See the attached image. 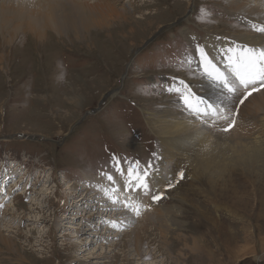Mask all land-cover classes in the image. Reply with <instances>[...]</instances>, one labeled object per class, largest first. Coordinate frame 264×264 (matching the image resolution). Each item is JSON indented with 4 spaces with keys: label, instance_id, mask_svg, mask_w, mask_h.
I'll use <instances>...</instances> for the list:
<instances>
[{
    "label": "rangeland",
    "instance_id": "obj_1",
    "mask_svg": "<svg viewBox=\"0 0 264 264\" xmlns=\"http://www.w3.org/2000/svg\"><path fill=\"white\" fill-rule=\"evenodd\" d=\"M241 2L110 0L84 29L49 25L40 36L0 20V264H264V166L190 178L182 159L160 163L147 124L178 103L167 91L173 77L203 80L196 46L206 35L236 39L248 27ZM260 9L253 18L264 23ZM261 122L264 112L244 121L263 141ZM113 157L126 172L151 164V190L121 185ZM112 187L130 197L121 220L96 216ZM158 193L175 228L163 236L148 224L138 247L133 234L110 237V225L115 234L139 225Z\"/></svg>",
    "mask_w": 264,
    "mask_h": 264
},
{
    "label": "bare ground",
    "instance_id": "obj_2",
    "mask_svg": "<svg viewBox=\"0 0 264 264\" xmlns=\"http://www.w3.org/2000/svg\"><path fill=\"white\" fill-rule=\"evenodd\" d=\"M81 2L83 1L81 0L78 4L74 3L67 8L73 10L74 13H76L75 15L68 13L65 15L64 13L61 14L64 10H67L65 4L68 3L64 0H0V20L2 22L7 20L8 22L6 21L5 23L10 27L15 26V28L29 29L35 36H40L42 30L49 25H52L58 31L70 28V26L71 28L84 29L85 23H94L96 21H92L90 16L94 19L98 17V11L102 13L105 7L109 9L111 6L110 0H96L95 2L91 1V3L90 0H85V3ZM249 2H251V0H243V2L238 3L235 9H247L246 6H248ZM14 3H17L16 7ZM254 3L253 8L248 6L247 10L250 11L248 17L250 16L251 18H248V27L245 25V30L237 34L239 38L229 39L227 36L217 37L214 35H206L204 38L205 51L208 53L209 58L222 70L226 63L224 50L232 46L233 42L237 45H264V34L257 33L252 28V25H264V23L253 18L256 16V12H262L260 5L264 6V2L256 0ZM235 12L236 11H232V13ZM15 23L16 25H13ZM196 57L199 62V55L197 53ZM188 83H196L197 88L194 89L192 87L193 91L210 100L219 94V90L211 87L206 79H190ZM241 91L243 92V90ZM240 99H244L241 94H238V98H233L231 113H225V115H229L228 120H215V123H213L212 118H207V123H203L200 119L184 111L179 102L175 104L170 103L160 110L157 109L150 113L151 115H148L147 118V124L149 125L150 132L158 138L162 146V159H160V163L168 159H182L191 170L189 174L190 178H192L194 174L193 179H196L200 177L201 174L206 176V178L215 177L218 180L226 173L227 165L230 164L235 165L233 172H242V170L249 168V164L251 168H260L264 166V144H261L264 138L262 141L260 138L263 136L252 133L256 128L248 130L250 128L244 123L245 119L248 117L256 116L258 112H264V89L252 93L251 96L244 99L243 104L240 103ZM235 110H238L236 113L237 115H235ZM233 119L235 120L234 127L227 132L223 131ZM260 125L264 127V122H261ZM122 170L124 174L121 175V173L118 172L117 174L119 176H116L117 179H120L121 185L122 183H126L129 179L126 170ZM98 183L103 184L104 182L100 181ZM43 188L45 191L44 195L50 193L44 186ZM85 189H87V187ZM24 191L23 189L22 193H24ZM33 192L35 191L33 190ZM106 192L107 194L104 196L103 201H101L102 204L99 207L101 211L96 215L97 217H104L105 215H112L113 213L114 216L118 215L119 220H121L120 217L125 212L128 213V215L129 212L131 213L127 200L130 199V197L125 195L123 190L119 192L112 187ZM94 195L101 194L100 192H96ZM82 199L79 200L76 198L73 202L77 203L82 201ZM97 199L98 198H95V200ZM109 201L112 202L108 204ZM150 202L148 200L147 206L152 207L141 215V219L138 220V222L141 221L139 225L136 224L132 231L122 234L120 232L115 234V231L117 232L115 225H110V230H115L114 234H111L110 237L133 234V245L138 247L142 242L141 234H144L148 224L153 223V226L163 236L170 232L172 228H175L176 220L172 207L162 205L159 200H151ZM9 206H15V204L13 203ZM123 209L129 212L123 211ZM89 212L91 213V210H89ZM91 217L93 216H90L89 219H91ZM126 220L133 221L135 218H126ZM85 223L83 222L81 224L84 230L86 229L84 226ZM100 225L101 223L99 226ZM87 229L90 230L89 228ZM0 243L6 245V240L3 238L1 230ZM134 251H136V255H139L137 249H134ZM147 255L148 254L145 256Z\"/></svg>",
    "mask_w": 264,
    "mask_h": 264
},
{
    "label": "snow or ice",
    "instance_id": "obj_3",
    "mask_svg": "<svg viewBox=\"0 0 264 264\" xmlns=\"http://www.w3.org/2000/svg\"><path fill=\"white\" fill-rule=\"evenodd\" d=\"M255 32L264 34V25H252ZM196 53L199 55L198 67H202L203 71L199 74L202 79H206L210 86L219 90V94L212 98H206L198 95L190 83L182 78L173 77V82L168 86L167 91L173 93L180 103L184 111L190 115L200 119L203 123H207V118L215 120H228L231 113L233 98H238V94L243 95L244 99L251 96L252 93L264 89V45L249 46L248 44L233 45L224 50V58L226 63L222 70L209 58L204 47L197 45ZM191 64V60L186 61ZM243 90V92L241 91ZM244 99H240V103H244ZM235 120L228 123L223 131L227 132L234 127ZM155 155V154H154ZM116 160L115 157H113ZM119 161L116 160L114 167L123 175V170L119 167ZM151 164L141 169L139 162L130 166L127 170V184L136 182V188L143 189L145 193L151 190L149 178L151 173L147 170ZM182 176L183 174L180 173ZM109 180L112 176L108 175ZM168 187H171L169 184ZM162 198V194L158 193L152 196L153 201ZM139 215V209H134Z\"/></svg>",
    "mask_w": 264,
    "mask_h": 264
}]
</instances>
